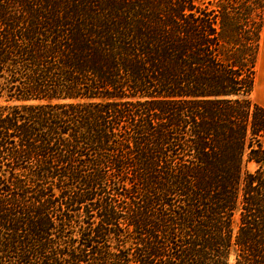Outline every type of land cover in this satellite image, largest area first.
<instances>
[{"label":"trees","instance_id":"1","mask_svg":"<svg viewBox=\"0 0 264 264\" xmlns=\"http://www.w3.org/2000/svg\"><path fill=\"white\" fill-rule=\"evenodd\" d=\"M263 30L264 0H0V264H264Z\"/></svg>","mask_w":264,"mask_h":264},{"label":"rangeland","instance_id":"2","mask_svg":"<svg viewBox=\"0 0 264 264\" xmlns=\"http://www.w3.org/2000/svg\"><path fill=\"white\" fill-rule=\"evenodd\" d=\"M264 44V43H263ZM264 51V48H263ZM264 55V52H262ZM259 55V60H258V77H257V84H256V89L254 93V99L262 104L264 106V56ZM251 169L253 168V165L250 166Z\"/></svg>","mask_w":264,"mask_h":264},{"label":"crops","instance_id":"3","mask_svg":"<svg viewBox=\"0 0 264 264\" xmlns=\"http://www.w3.org/2000/svg\"><path fill=\"white\" fill-rule=\"evenodd\" d=\"M263 43H264V30H263V34H262V47H261L260 55H263L262 52H264V51H263V48H264V44H263ZM263 56H264V55H263ZM260 57H261V56H260ZM260 57H259V58H260ZM257 77H258V73H257ZM256 84H257V81H256ZM263 86H264V83H263Z\"/></svg>","mask_w":264,"mask_h":264}]
</instances>
